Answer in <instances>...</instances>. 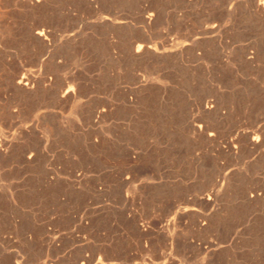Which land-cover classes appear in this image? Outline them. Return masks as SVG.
Masks as SVG:
<instances>
[{
	"label": "rangeland",
	"instance_id": "obj_1",
	"mask_svg": "<svg viewBox=\"0 0 264 264\" xmlns=\"http://www.w3.org/2000/svg\"><path fill=\"white\" fill-rule=\"evenodd\" d=\"M39 1L0 0V264H264L259 0Z\"/></svg>",
	"mask_w": 264,
	"mask_h": 264
},
{
	"label": "bare ground",
	"instance_id": "obj_2",
	"mask_svg": "<svg viewBox=\"0 0 264 264\" xmlns=\"http://www.w3.org/2000/svg\"><path fill=\"white\" fill-rule=\"evenodd\" d=\"M29 1V0H28ZM35 1H39V0H35ZM230 1V0H229ZM240 1V0H239ZM33 2V1H32ZM41 2H42V0H41ZM242 2V1H241ZM39 3H40V1H39ZM238 3V2H237ZM240 3V2H239ZM4 4H5V2H4ZM3 4V5H4ZM38 4V3H37ZM41 4V3H40ZM244 4V3H243ZM2 6V5H1ZM0 6V7H1ZM23 6V5H22ZM227 6V5H226ZM247 6V5H246ZM251 7H252V13L254 14V16H255V18H256V20H257V22L261 25V27L264 29V1L263 0H259V1H254V3H252V5H251ZM6 8V7H5ZM5 8H4V10H5ZM32 8V7H31ZM39 8V7H38ZM37 8V9H38ZM236 8V4H235V2L234 3H232V5L229 7V10H232V9H235ZM2 9V8H1ZM225 9V8H224ZM240 9V8H239ZM3 10V11H4ZM7 10V9H6ZM228 11V10H227ZM248 12V11H247ZM4 13V12H3ZM153 13V12H152ZM252 14V15H253ZM233 15V14H232ZM231 15V16H232ZM252 15H250V16H252ZM152 14H149V16L146 18L147 19V21L148 22H150V21H152ZM7 18V17H6ZM106 19H107V17H106ZM104 20V19H103ZM107 21V20H106ZM255 21V20H254ZM10 21H8V23H9ZM0 24H2V23H0ZM7 25V24H6ZM35 26V25H34ZM223 26V25H222ZM220 27H221V23H211V24H207L206 26H205V28H204V33L203 34H207V33H214V32H218L219 33V31L221 30L220 29ZM36 28V27H35ZM34 28V29H35ZM220 29V30H219ZM224 29H225V27H224ZM5 31V30H4ZM7 34H9V32H6ZM34 37H36V39H38V41H44V42H46V41H49L48 40V31H47V29H45V28H42V27H37L36 29H35V31H34ZM203 34H201V35H203ZM220 34V33H219ZM198 35H199V33H198ZM208 36V35H207ZM218 36V35H217ZM33 37V38H34ZM204 37H205V35H204ZM50 38V37H49ZM194 38H196V37H194ZM218 38V37H217ZM216 38V39H217ZM201 39V38H200ZM191 40V39H190ZM198 40V39H197ZM193 41H191L190 43H192ZM221 42V41H220ZM224 42V41H223ZM188 43H189V41H188ZM189 43V44H190ZM222 43V42H221ZM249 43H252L251 41L249 42ZM48 44H49V42H48ZM188 44V45H189ZM246 44V43H245ZM45 45V44H44ZM234 46V45H233ZM239 46H241L240 44H239ZM185 47V46H184ZM191 47V46H190ZM252 47H254V45L252 46ZM233 48V47H232ZM243 49H244V51H242V56L240 57L241 58V60L243 61V62H246V63H248V64H250V65H252V64H254L255 63V61H256V57L258 56H256V54L254 53V51H252V52H250L249 51V49H248V47L247 46H244L243 47ZM253 49V48H252ZM149 50H154L153 49V47H151V46H149V45H147V44H144V43H140V44H136V49H135V53H137V54H140V53H146L147 51H149ZM169 50V49H168ZM187 50H188V48H187ZM191 50V49H190ZM219 52H221V51H219ZM156 53V52H155ZM159 53H162V52H160L159 51ZM166 53V52H165ZM222 53V52H221ZM224 53V52H223ZM228 53V52H227ZM232 53H234V52H232ZM258 53V52H257ZM199 54V53H198ZM264 54V53H263ZM143 55V54H142ZM222 55V54H221ZM260 55V54H259ZM260 56H258L257 58H259ZM234 58V57H233ZM239 59V58H238ZM260 59V58H259ZM231 57H230V55L228 56L227 54L226 55H223L221 58H220V63L221 64H231ZM233 61V60H232ZM240 61V60H239ZM259 61H261V60H259ZM238 62V61H237ZM257 63H258V59H257V61H256ZM218 64V63H217ZM235 64V63H234ZM218 66V65H217ZM225 66H227V65H225ZM249 66V65H248ZM222 67V66H221ZM236 67V66H235ZM243 67V66H242ZM250 67V66H249ZM248 67V68H249ZM241 67L239 66V69H240ZM247 68V67H246ZM231 69V68H230ZM237 69V68H236ZM220 70H221V68H220ZM226 71V70H225ZM231 71L232 70H229V73H231ZM238 71V70H237ZM221 72H223V71H221ZM236 73V72H235ZM27 73H25V74H23L22 73V75H19V76H16V81H15V86L16 87H18L19 88V91L20 90H29V89H32V88H34V87H32V85H33V80H32V78L31 77H29V76H27L26 75ZM30 75V74H29ZM10 79H12V80H14L13 78H10ZM10 82V81H9ZM17 88V89H18ZM11 89V88H10ZM22 90V91H23ZM27 92V91H26ZM74 92L72 91V89H67V90H65V92H64V96H66V95H68V94H73ZM76 93V92H75ZM72 96H74V95H72ZM62 97V96H61ZM207 105V104H206ZM210 105H213V107H215L214 105H216V104H210ZM211 109H212V107H208V106H206V108L204 109L205 110V112H210L211 111ZM217 111H219V110H217ZM221 111V110H220ZM215 112V111H214ZM207 113V114H208ZM211 114V113H210ZM209 115V114H208ZM224 115V114H223ZM222 115V116H223ZM262 122V121H261ZM260 125V124H259ZM198 126V125H197ZM207 126V125H206ZM206 126L204 127V125H199L198 126V130L200 131V132H202L204 129H206ZM263 129H264V123L261 125V126H259V128L258 129H256L254 132H252V134H251V136L250 135H248V137H249V140H250V144H251V146H253L254 145V148H255V145H257L259 142H260V139H259V135H260V133L262 134V131H263ZM209 130V129H208ZM242 133V132H241ZM210 134V136H213L214 134H212V133H209ZM246 136H247V134H246ZM243 137V136H242ZM261 138H263L262 136H260ZM248 140V139H247ZM236 142V140L234 139V140H229L227 143H226V145L228 146V147H230L233 143H235ZM0 143H1V141H0ZM261 143H263L262 141H261ZM259 145H261V144H259ZM263 145V144H262ZM261 145V146H262ZM227 147V148H228ZM226 148V147H225ZM226 148V149H227ZM224 149V148H223ZM230 148H228V150H229ZM235 149V148H234ZM233 151V150H232ZM205 200V199H204ZM193 209V208H192ZM190 210V209H189ZM192 212V211H191ZM179 214H182V213H179ZM168 225V224H167ZM112 263V262H111ZM101 264V263H100Z\"/></svg>",
	"mask_w": 264,
	"mask_h": 264
}]
</instances>
